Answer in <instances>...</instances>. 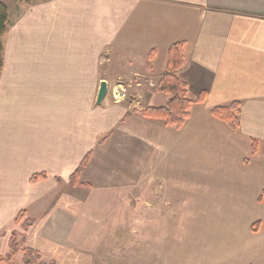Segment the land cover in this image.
<instances>
[{"label": "crops", "instance_id": "0c3cea01", "mask_svg": "<svg viewBox=\"0 0 264 264\" xmlns=\"http://www.w3.org/2000/svg\"><path fill=\"white\" fill-rule=\"evenodd\" d=\"M7 7L0 75V257L9 253L10 225L24 211L32 224L22 247L36 251L43 263L133 264L137 229L123 232L111 222L126 220L133 227L139 219L157 218L149 199L155 191L146 190L155 186L154 174L166 171V162L204 172L211 185L215 179L236 183L264 207V0H31ZM176 43L183 44L184 60L175 76L193 100L205 93L197 115L190 107L179 130L141 117L132 108L137 102L110 96L129 82L139 108L145 90L160 94L154 87ZM159 57L165 66L154 76ZM101 82L107 93L97 104ZM234 101L241 103L235 133L209 113ZM205 152L215 164H198ZM88 154L78 181L70 183ZM187 157L195 160L189 168ZM41 174L44 180L30 183ZM158 186L167 189L165 182ZM107 211L118 217H107ZM164 214L169 218V209ZM261 220L230 232L224 243L214 232L201 233L206 262L264 264Z\"/></svg>", "mask_w": 264, "mask_h": 264}, {"label": "rangeland", "instance_id": "374dc122", "mask_svg": "<svg viewBox=\"0 0 264 264\" xmlns=\"http://www.w3.org/2000/svg\"><path fill=\"white\" fill-rule=\"evenodd\" d=\"M0 1L6 6L13 3L10 0ZM165 61V57L157 58L153 68L154 76L162 72ZM154 85L155 82L150 84L151 87ZM134 86L133 82L124 83V87L119 86L118 90L114 89L110 93L111 99L126 103L137 102L142 105L141 101L136 99L137 94L132 91ZM140 95L144 96L145 106H163L168 99V96L155 94L150 88ZM188 99L194 101V94H190ZM139 105L132 104V108H139ZM197 108L196 104L191 105L194 115H197ZM205 155H207L206 152L202 158L196 159L199 161L198 164L206 166V164L216 163L215 157ZM187 158L185 163L189 168L195 160ZM165 164H167L166 171L154 174L155 186L146 190V193L150 195L155 191V195L150 196L149 199L154 202L153 210L157 218L149 222L139 219L133 227L126 220L119 223L118 219H114L111 222L113 225L119 224L120 231L123 232L129 228L137 229L135 236L139 252L133 264H209L204 257L209 256V253H202L200 249L202 241L204 243L201 233L214 232L218 234L219 242L224 243L230 232L247 230L260 219L264 222V207H260L255 198L248 195L245 197L244 190L235 187L236 183L227 182V179H215L217 182L211 185V182L205 178L204 172L179 170L176 162ZM229 164L235 165V162ZM224 174L231 176L230 171ZM162 182L167 184V189L158 186ZM145 203L146 196L138 201L139 212L145 209ZM163 203L169 204L168 207L163 208ZM158 208L161 209L160 212ZM165 208L170 211V217L166 219L163 218L166 216ZM106 214L107 217L116 215L110 211ZM231 216H234V219L228 220ZM9 231L10 236L15 235L20 241L25 228L21 224H12ZM11 264H21V253L13 258Z\"/></svg>", "mask_w": 264, "mask_h": 264}, {"label": "trees", "instance_id": "16d2710c", "mask_svg": "<svg viewBox=\"0 0 264 264\" xmlns=\"http://www.w3.org/2000/svg\"><path fill=\"white\" fill-rule=\"evenodd\" d=\"M13 3H22L26 5L31 4V0H10ZM8 30V8L0 1V75L3 67V46L2 37ZM154 57V51L149 52L147 59V66ZM183 44L176 43L167 50L166 68L160 77L159 82L154 87V91L168 96L165 105L160 107L140 106L136 111L146 119L157 120L162 122L165 127H172L175 129L182 128L190 117V107L192 104L200 105L205 101V93H201L194 101L188 99L187 84L179 80L175 76V72L183 65ZM241 103L239 101L231 102L228 105L216 106L210 109L209 113L212 118L223 124L230 132H238L240 128L239 113ZM252 149H254V142H251ZM90 154L85 156L76 170L70 175L69 182L76 183L86 168L89 161ZM45 175H35L30 179V183H35L44 180ZM14 225L21 224L23 228L31 226L32 221L26 218V213L21 211L13 220ZM23 246V237L19 241L15 235H11L8 247L9 253L5 257H0V262L4 264H11L14 256L18 253L22 254V264H55L54 262L43 263L40 261V256L36 251H33Z\"/></svg>", "mask_w": 264, "mask_h": 264}, {"label": "water", "instance_id": "95a60500", "mask_svg": "<svg viewBox=\"0 0 264 264\" xmlns=\"http://www.w3.org/2000/svg\"><path fill=\"white\" fill-rule=\"evenodd\" d=\"M107 93V86L105 82H101L99 86V90L96 97V103L100 104Z\"/></svg>", "mask_w": 264, "mask_h": 264}]
</instances>
